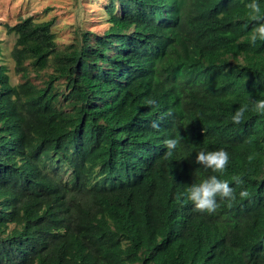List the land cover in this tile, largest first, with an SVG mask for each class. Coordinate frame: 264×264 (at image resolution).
I'll return each instance as SVG.
<instances>
[{
  "label": "trees",
  "instance_id": "obj_1",
  "mask_svg": "<svg viewBox=\"0 0 264 264\" xmlns=\"http://www.w3.org/2000/svg\"><path fill=\"white\" fill-rule=\"evenodd\" d=\"M247 2L104 0L108 28L65 49L53 19L6 25L24 81L0 61V264H264V114L230 120L264 98ZM218 148L223 172L195 161ZM212 174L235 198L208 213L183 193Z\"/></svg>",
  "mask_w": 264,
  "mask_h": 264
},
{
  "label": "rangeland",
  "instance_id": "obj_2",
  "mask_svg": "<svg viewBox=\"0 0 264 264\" xmlns=\"http://www.w3.org/2000/svg\"><path fill=\"white\" fill-rule=\"evenodd\" d=\"M30 15L37 20L55 21L54 31L59 49H65L75 42L79 30L87 29L102 34L109 26L104 0H0V61L8 65L14 84L23 82L24 79L15 71L11 56L15 35L7 32L6 25H13L21 17ZM46 78L45 72L37 76L32 71L31 80L35 84L43 85Z\"/></svg>",
  "mask_w": 264,
  "mask_h": 264
},
{
  "label": "clouds",
  "instance_id": "obj_3",
  "mask_svg": "<svg viewBox=\"0 0 264 264\" xmlns=\"http://www.w3.org/2000/svg\"><path fill=\"white\" fill-rule=\"evenodd\" d=\"M246 7L249 9L247 16L249 22L252 23V30L249 35V42L255 44L258 40L264 41V11L261 10L259 0H248ZM147 103H155L149 99ZM250 108L259 114H264V98H250L248 106L237 108L230 117L233 123H239L244 119L246 110ZM154 126H157L154 124ZM182 136L173 135L164 140L166 153L171 155L180 144ZM230 160L229 152L224 148L204 151L201 150L195 155V161L202 164L206 168H210L213 172H223ZM231 180L236 184L242 183L239 176L233 175ZM245 191H241L240 195H246ZM183 195L187 200L191 201L194 208L203 212L212 213L218 207L217 197L229 200L235 198L234 188L229 180L221 179L217 175L212 174L199 182L191 183Z\"/></svg>",
  "mask_w": 264,
  "mask_h": 264
}]
</instances>
